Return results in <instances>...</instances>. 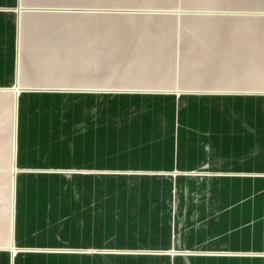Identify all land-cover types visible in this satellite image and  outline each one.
Instances as JSON below:
<instances>
[{"label": "crops", "instance_id": "0c3cea01", "mask_svg": "<svg viewBox=\"0 0 264 264\" xmlns=\"http://www.w3.org/2000/svg\"><path fill=\"white\" fill-rule=\"evenodd\" d=\"M125 1L105 6L104 0H80L79 6L73 7L72 0H0V223L5 213L7 225V237L2 241L0 236V255L4 256L0 264H36L32 252L17 250V247L10 251L15 241L25 240L24 235H17V172H43L38 179L47 181V188L41 191L54 195L55 199H58L55 193L63 191L65 196L69 191L66 195L71 197L72 187L66 184V177H57L53 169L29 168L27 160L33 152L30 144H38L37 153L45 152L41 157L49 159L48 153L52 151L50 158H53L61 151L66 160L75 155L82 160L83 154H97L106 145L117 160L112 165L116 169L113 175L145 173L159 177L160 187L156 186L160 193L159 237L166 243L163 249H170L166 252L174 254L172 264H264V257L249 262L247 257L234 253L246 248L243 242L249 238L247 221L242 220L246 208L242 197L249 188L242 182V176L247 173L241 172L245 168L239 161L264 158V90L210 89L198 82L235 79L232 74L239 73V59L244 56L239 51L240 44L233 45L235 41L229 40L230 49L223 53L234 66L219 65L214 61L217 53L212 50L216 48L215 41L222 40L216 32L212 38L214 44L179 37V15H208L211 10L179 6V0ZM77 13L95 17L92 38L88 39L85 30L79 53L72 49L73 31L68 39L65 31L63 36L51 38V31L57 30L55 26L51 29L55 24L51 16ZM105 13L176 18L173 29H159L153 35L156 39L147 40L142 34L143 39L136 45L139 50L131 49L129 58L115 59L110 52L105 60L103 40L97 29ZM260 43L255 67L261 64L264 70V39ZM200 46L206 50H199ZM249 52L246 57L252 61ZM73 70L79 72L84 85L54 86L53 81L71 77ZM105 71L112 79L121 81L105 86ZM255 72L258 79V71ZM63 95L68 107L62 109L60 116L53 113L58 104L39 103L41 99H58ZM105 97H111L110 102H105ZM32 111L40 113L30 115ZM59 124L65 128L63 144L43 149L41 145L54 142L51 136ZM88 125L93 129L84 131ZM215 161H225L226 165L230 161L225 175L230 178L223 184L186 183L188 175L214 174L202 169L215 165ZM68 167L69 172L81 173L80 177L74 175L79 177L80 190L90 193L91 197L97 196L100 189L88 180L98 171L82 172L71 164ZM61 179L63 183H56ZM137 188L134 191L149 190L146 186ZM216 189L224 194L208 195ZM2 192L7 194L4 202ZM195 192H206L205 198H196ZM232 192L239 193L238 198L234 194L232 200ZM134 201L131 200L134 206L139 205ZM233 201L239 202L235 218L234 213H229L227 219L220 218L216 223L212 220L206 226L193 219L195 214L199 215L198 211L217 209ZM149 204L155 205L151 199ZM218 222H224V247L234 252L216 258L179 251L197 247V242L193 243L196 236L201 231L217 228ZM185 230L190 234L183 236ZM252 231L257 235L250 237L264 238V221L257 222ZM181 239L190 244L181 245ZM25 242H21L26 244L23 246L31 245ZM184 255L194 257L183 258ZM68 257L81 259L83 256L75 253L65 258Z\"/></svg>", "mask_w": 264, "mask_h": 264}, {"label": "rangeland", "instance_id": "374dc122", "mask_svg": "<svg viewBox=\"0 0 264 264\" xmlns=\"http://www.w3.org/2000/svg\"><path fill=\"white\" fill-rule=\"evenodd\" d=\"M148 1L150 3H161L163 0ZM118 2L123 3L126 1L104 0V5L116 6ZM130 2L132 3V1ZM133 2H137V0H133ZM79 3L80 0H72L73 7H78ZM179 6L211 10L208 15H179L180 38L194 39L199 41L200 44H204L207 41L210 44H214V39L212 38L216 32L223 41H215L216 48L214 47L212 50L217 53V58L214 61L219 63V65L222 64V66H234V64H230L225 54L223 55L230 49L229 46L232 43L230 44L229 40L235 41L233 45L240 44L239 49H241L239 51L244 54L243 58L239 59L241 62L239 73L232 74L235 79L199 80L198 82L204 88L264 90V70L261 64L255 67L256 50L261 48L260 42L264 39V0H179ZM53 18L55 24L51 25V29H54L53 27L55 26L57 30L51 31V38H55L59 34L63 36L65 31L68 39L70 32L73 31L74 39L71 41L73 43V51L79 53L80 40L84 38L85 30H87L88 39L92 38L91 32L95 30V17L80 16L77 13L66 16H51V19ZM101 18L102 20L97 29L100 39L103 40L106 60L108 58L106 54H110V52H112L111 56H114L115 59L129 58L131 49L137 48L139 50L136 45L143 39V35L147 40L156 39L157 37L155 36L159 29H173L176 17L157 15L124 16L105 13ZM192 30L195 33L191 32ZM200 39L206 41H200ZM201 49L206 50L205 47L200 46L199 50ZM248 52L253 56L252 59L254 60L250 61V58L246 57ZM75 60L78 61V59ZM256 62H259V60ZM256 70L258 71V79L255 78ZM119 81L121 80L112 79L109 73L105 71V86H111L113 82L117 83ZM52 83H54V86L68 87L84 85V81L79 79V72L76 70L72 71L71 77L68 76L62 80L58 79ZM64 99L65 96L63 95L58 99L49 100L47 98L45 101L41 99L39 103L41 105L58 104L53 109L55 110L53 113H57L56 115L60 116L62 109L68 107L64 104ZM75 99L77 98L75 97ZM110 99L111 97H105V102L108 100L110 102ZM74 103V101L71 103L72 106ZM33 112L36 115L40 113L32 111L30 115H33ZM88 113L90 114V111ZM57 122L61 124V120ZM77 126H79V123H77ZM63 129L65 128L61 127V125H56L55 132L51 136L54 142L41 145L43 149L48 146L60 147L64 141L65 134L62 133ZM89 129L93 128L88 125L86 129L84 128V131ZM81 130L83 131V128ZM37 146L38 144H30L33 152L27 160V163L31 165L29 168L33 170L53 169L55 171L54 175H58L57 177H66V184L69 185L70 183L72 187L71 197L68 198L66 195L69 191H66L65 196L63 191L55 193L58 195V199H55L52 194L41 191L42 188H47V181L43 182L38 179L43 172H17L18 174L20 173L19 175L17 174L16 185L18 200L16 207L17 235H24L25 240L22 241H26L25 243L31 245L23 246L26 244H22V241H15L10 251H15L17 247V250L32 252V255H34L33 261L36 264L173 263L174 254L166 252L170 249H163L166 243L159 237V228H161L160 209L158 207L160 193L156 190L160 187L159 177L156 178L145 173L113 175L115 172L112 171L116 169L112 165L117 163V160L111 155V151L106 148V145L103 148L104 151H100L97 154L88 153L87 156L83 154L82 160L81 156L78 155L66 160L64 159L66 158L64 153L61 151L55 153V158H50L53 153L49 151V159H46L41 157V155L45 156V152L40 151L37 153L35 150ZM226 162L227 165L224 164L225 161H215V165L202 169L207 172L212 171L214 174L185 176L187 178L190 177L186 183L209 182L216 185L223 184L224 180L230 178L225 176L230 168L228 167L230 161ZM239 162L245 168L241 172L247 173V175L242 176V182L244 187L249 188L247 195L242 197L244 200L242 204L246 206L245 212L243 211L242 213L244 218L242 220L247 221L249 231L247 242H243V244H246V248L244 247L242 250L234 252L224 247L226 242V239H224V222H218L217 224L220 226H217V228H207L208 230L201 231V234L196 236L193 243L197 242V247L194 249L182 248L179 249L180 252L185 250L190 253L202 254L199 256L216 258H223L225 255H229V252H234L237 255L247 257L249 262L250 260L264 257V238L250 237V235H257L254 234V231L250 233V229H255L257 222L264 221V158ZM69 164L75 166L76 168L74 169L83 170L82 172H85V170L87 172L108 171L107 173H94L93 177L88 180L89 184L93 183L94 187L100 189L97 196L91 197L90 193L87 195L80 190L79 177L81 173L69 172L68 169H71L68 167ZM74 175H79V177ZM58 182L63 183V179L57 180L56 183ZM232 182L235 181L232 180ZM158 185L159 187H156ZM144 186L149 190L134 191V189H138L137 187ZM222 194L224 193L220 190L208 193L211 197ZM232 194V200H234V194H237L236 198H238L239 193L232 192ZM204 195H206V192L193 193L196 198H205ZM6 196V192H2L3 202L6 200ZM149 199L153 200L155 205H150ZM131 200H135L134 202H138L139 205L134 206L135 204H132ZM238 205L239 202L233 201L231 204H226L217 209L211 208L204 212L198 211L199 215L195 214L193 219H195L196 223L202 222L206 226L212 220L216 223L220 221V218L221 220L227 219L229 213H234L232 217L235 218V210L238 211ZM4 215L6 216L5 213ZM5 216L0 223V228L3 229V234H0L2 241L7 237ZM36 226L39 228L35 229ZM32 227H34V230H32ZM187 234H190V232H187V230L182 231L183 236ZM179 243L181 245L190 244L183 239L179 240ZM75 253L81 254L84 258H65L68 254ZM184 256L183 258L194 257L191 255ZM1 257L4 256L0 255Z\"/></svg>", "mask_w": 264, "mask_h": 264}]
</instances>
